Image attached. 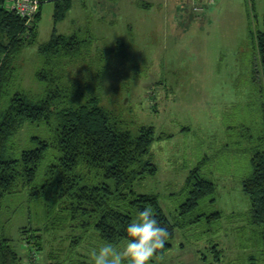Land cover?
<instances>
[{
	"label": "rangeland",
	"instance_id": "rangeland-1",
	"mask_svg": "<svg viewBox=\"0 0 264 264\" xmlns=\"http://www.w3.org/2000/svg\"><path fill=\"white\" fill-rule=\"evenodd\" d=\"M145 1L151 3L142 6ZM191 2L72 0L65 17L55 22L54 1H44L37 39L14 56L8 90L43 94L45 86L34 76L43 65L37 48L53 27L56 33L90 39L87 52L66 63L63 83L77 85L86 96L97 93L119 126L132 133L153 126L156 139L148 157L157 170L135 181L133 189L156 194L174 221L187 197L190 169L199 165L216 185L215 201L202 199L191 216L217 210L220 218L176 228L171 248L154 255L151 263L264 264L263 243L241 189L251 171V139L262 121L263 100L252 80L250 30H262L264 0L253 7L248 0H216L205 6L200 19L191 12ZM33 137L51 141L53 132L44 123H22L8 142V153L18 157L37 146ZM54 153L50 147L33 184L0 199V239H9L22 263L35 242L41 244L34 250L38 256L33 253L36 264H78L88 261L98 246L92 229L87 235L76 232L62 210H48L43 198L30 194L32 186L44 181ZM74 236L82 237L75 247Z\"/></svg>",
	"mask_w": 264,
	"mask_h": 264
},
{
	"label": "trees",
	"instance_id": "trees-1",
	"mask_svg": "<svg viewBox=\"0 0 264 264\" xmlns=\"http://www.w3.org/2000/svg\"><path fill=\"white\" fill-rule=\"evenodd\" d=\"M39 1L37 13L26 20L9 9L6 0H0V199L20 186L33 184L39 164L53 147L56 153L47 165L44 181L32 186L30 194L43 198L48 210L55 206L62 210L71 226L77 228L76 232L81 230L87 235L92 229L98 245L104 241H123L126 225L145 206L154 210L159 223L168 230L165 244L155 256L171 248L176 228L202 219H219L221 212L217 210L191 216L202 199L215 201L216 185L201 174L199 165L190 169L185 178L187 197L179 205L174 221L166 216L156 194L137 193L133 189L135 181L157 170L148 157L156 139L153 126H140L132 133L119 126L100 103L97 93L86 96L77 90V85L63 83L66 63L86 53L90 39L76 33H56L53 27L50 38L37 48L43 65L34 76L44 84L43 94L33 97L21 91L10 93L8 88L15 70L13 58L24 46L36 41L41 6L49 0ZM53 1V20L57 22L65 17L71 0ZM248 1L253 7V0ZM250 37L254 49L252 80L263 100L262 121L259 134L251 139L255 142L249 159L251 171L242 179L241 189L249 198V220L264 248V32L250 30ZM25 122L46 124L53 139L33 137L37 146L22 150L18 157L12 156L8 153V142ZM164 136L170 135L158 137ZM81 238L74 236L71 245L75 247ZM38 249L41 244L35 242L34 250ZM34 250L30 248L29 258L22 263L9 239L3 237L0 264H36ZM213 250L218 252L215 245ZM78 264H89V260Z\"/></svg>",
	"mask_w": 264,
	"mask_h": 264
},
{
	"label": "clouds",
	"instance_id": "clouds-1",
	"mask_svg": "<svg viewBox=\"0 0 264 264\" xmlns=\"http://www.w3.org/2000/svg\"><path fill=\"white\" fill-rule=\"evenodd\" d=\"M125 233L123 241H104L93 247L89 252V264H151L168 236L167 228L147 206L136 211Z\"/></svg>",
	"mask_w": 264,
	"mask_h": 264
},
{
	"label": "built area",
	"instance_id": "built-area-1",
	"mask_svg": "<svg viewBox=\"0 0 264 264\" xmlns=\"http://www.w3.org/2000/svg\"><path fill=\"white\" fill-rule=\"evenodd\" d=\"M216 0H192L191 12L195 14V18H201L206 5L213 4ZM39 0H6V6L14 10L18 15L30 20L39 9Z\"/></svg>",
	"mask_w": 264,
	"mask_h": 264
},
{
	"label": "crops",
	"instance_id": "crops-1",
	"mask_svg": "<svg viewBox=\"0 0 264 264\" xmlns=\"http://www.w3.org/2000/svg\"><path fill=\"white\" fill-rule=\"evenodd\" d=\"M179 1V0H177ZM257 0H253V3L255 4ZM72 2V0H71ZM151 3V1H145V3H143L142 6H147ZM176 9H177V6H176ZM262 12V23H261V28H262V32H264V9L261 11Z\"/></svg>",
	"mask_w": 264,
	"mask_h": 264
}]
</instances>
